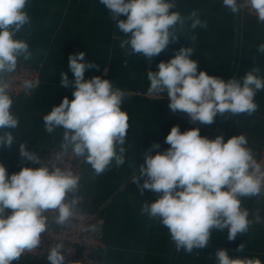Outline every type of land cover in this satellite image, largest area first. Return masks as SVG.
Returning <instances> with one entry per match:
<instances>
[{
    "label": "clouds",
    "instance_id": "obj_1",
    "mask_svg": "<svg viewBox=\"0 0 264 264\" xmlns=\"http://www.w3.org/2000/svg\"><path fill=\"white\" fill-rule=\"evenodd\" d=\"M28 0H0V148L17 143L12 131L18 127V118L11 112L13 100L8 93L9 74L17 69L20 58L30 60L29 44L16 35L30 17L25 11ZM110 13L116 27L127 37L121 41L129 54H141L151 60L170 43L178 42L186 28H205L199 13L193 10L183 16L174 0H100ZM232 13L248 8L264 23V0H223ZM125 16L126 19H120ZM195 35L191 40L195 41ZM264 53V43L258 46ZM195 52L182 46L168 61H161L158 71L149 70V94L166 93L168 108L181 112L190 122L211 125L217 115L226 113L253 114L258 105L256 93L264 90V78L252 68L240 79H224L198 71V62L191 59ZM85 51L69 55V69L74 75L70 82L67 73H61V85L74 86L73 99L65 96L58 106L43 117L45 130L53 133L63 129L61 152L49 162L19 142L22 159L40 164V167H22L9 175L0 163V264H13L22 254L31 252L41 243L48 230V211H55L56 223L66 225L76 215L80 177L60 166L69 150L83 157L95 175H100L115 161L125 163L123 145L128 130V114L121 105L126 93L114 88L109 79L94 76L85 79L88 69L99 68L85 61ZM106 72V71H105ZM31 81L24 82L25 90L33 89ZM170 147L152 155L145 152L140 165V177L133 180L140 189L159 194L153 202H145L142 213L158 219L169 231L177 249L191 254L194 249L208 246L213 230H227V239L234 241L248 232L253 223H261L257 213L250 220L249 211L241 207V197H253L264 190V171L247 147L243 134L225 141L223 135L214 139L201 136L198 127L181 132L173 126L166 136ZM153 149L160 145L154 144ZM131 166V165H130ZM141 180L143 183L141 184ZM71 196V198H70ZM10 210V212L8 211ZM64 243L58 242L47 252L50 264H65ZM241 243L237 251H243ZM216 264H261L258 258H232L226 249L215 252Z\"/></svg>",
    "mask_w": 264,
    "mask_h": 264
},
{
    "label": "crops",
    "instance_id": "obj_2",
    "mask_svg": "<svg viewBox=\"0 0 264 264\" xmlns=\"http://www.w3.org/2000/svg\"><path fill=\"white\" fill-rule=\"evenodd\" d=\"M178 11L188 16L195 10L206 27L192 30L186 28L178 33V42L169 46L151 60L141 54H129L130 49L120 47L127 39L110 18V13L100 0H28L25 11L30 24L17 33L16 38L29 44L32 58H20L18 65H30L39 74L37 88L29 96L13 100L11 112L18 118V127L12 131L17 143L11 148H0V163L9 173L22 167H39L40 164L22 159L19 142L41 159L47 147L61 150L63 129L49 134L45 130L44 115L58 106L65 96L73 99L74 86L61 85V73H67L70 82L74 75L69 69L70 54L85 51V61L99 65L88 69L85 79L101 76L109 79L114 88L126 93L121 108L128 114V130L125 143L117 145L125 149V163L117 166L113 161L108 169L95 175L91 166L82 157V176L77 211L97 214L101 219L103 249L95 264H216L215 252L226 249L229 256L258 258L264 264V196L241 197V207L249 211V219L258 213L261 223H253L247 233L234 241L227 239V230H213L209 244L204 249H194L187 254L177 249L168 229L158 220L142 213L144 203L153 202L159 194L141 189L133 183L140 177L139 167L144 163L145 152L165 151L170 145L166 136L173 126L186 131L177 115L168 108L167 94L158 98L137 96L148 92L149 70L158 71L161 61H168L182 46L195 52L191 59L198 62V71H206L225 81L240 79L252 68H259L258 76L264 78V53L258 46L264 43V23L247 15L243 10L232 13L223 5V0H174ZM120 19H126L121 16ZM195 35V41L191 36ZM106 71V72H105ZM257 110L247 113L217 115L211 125H197L201 136L214 139L223 135L225 141L234 135L243 134L252 154L264 148V90L254 97ZM193 127V128H194ZM159 149H153L154 144ZM131 165V166H130ZM143 180H141V184ZM10 212V210H8ZM243 243V251H237ZM13 264H39L21 256Z\"/></svg>",
    "mask_w": 264,
    "mask_h": 264
},
{
    "label": "built area",
    "instance_id": "obj_3",
    "mask_svg": "<svg viewBox=\"0 0 264 264\" xmlns=\"http://www.w3.org/2000/svg\"><path fill=\"white\" fill-rule=\"evenodd\" d=\"M244 12L258 20L254 11L245 8ZM36 73L38 71L30 65H17V69L7 77L10 97L16 99L18 97L29 96L32 89L25 90L24 82L31 81L36 86L38 84ZM136 95L145 98L159 97L158 94H149V92H137ZM166 99L169 103L167 96ZM171 113L173 112L171 111ZM173 114L179 117L181 123L185 125L187 130L196 125H206L200 124L199 122H190V118L184 113L175 112ZM59 152L61 150L55 147H47L41 162H49ZM253 157L260 165L261 170L264 171V148L254 154ZM60 166L64 169L71 170L81 178L82 157H76L71 150L63 154ZM258 196H264V190ZM45 215L48 218V230L42 234L39 247L31 252H25L22 256L37 261L39 264H50L47 260L48 250L62 241L65 245V264H95L97 262L98 254L104 246L99 215L77 211L76 215L66 225H58L56 223L55 218L57 213L55 211H48Z\"/></svg>",
    "mask_w": 264,
    "mask_h": 264
},
{
    "label": "rangeland",
    "instance_id": "obj_4",
    "mask_svg": "<svg viewBox=\"0 0 264 264\" xmlns=\"http://www.w3.org/2000/svg\"><path fill=\"white\" fill-rule=\"evenodd\" d=\"M243 11H244V9H243ZM25 66H27L26 64H25ZM36 75H37V77H38V83H39V74L38 73H36ZM38 85V84H37ZM36 85V86H37ZM35 88V87H34ZM18 98H20V97H18ZM18 98H16V99H18ZM16 99H12V100H16ZM197 126V125H196ZM100 253V252H99ZM25 257V256H24Z\"/></svg>",
    "mask_w": 264,
    "mask_h": 264
}]
</instances>
